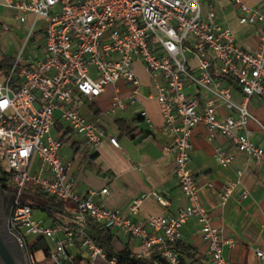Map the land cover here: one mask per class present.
I'll return each mask as SVG.
<instances>
[{
    "label": "built area",
    "instance_id": "obj_1",
    "mask_svg": "<svg viewBox=\"0 0 264 264\" xmlns=\"http://www.w3.org/2000/svg\"><path fill=\"white\" fill-rule=\"evenodd\" d=\"M217 1L207 0L208 10L203 13L202 0H0V8L13 23L26 29L11 67L0 70V163L12 194L8 227L26 253L25 264H117L86 233L87 218L131 241L139 240L138 251L132 254L152 259L153 264H185L174 244L182 240L186 222L195 219L208 243L207 264H230L224 249L234 248L235 242L224 238L222 228L211 225L189 170L191 132L202 124L210 138L225 137L238 152L264 167V148L251 141L247 128L250 121L259 124L249 111L250 98L264 100V10L229 0L238 11L237 23L257 29V48L249 51L237 44L231 28L218 24L212 9ZM40 19L45 23L39 24ZM1 28L9 34L14 31L5 23ZM42 30V43L32 46L42 54L25 56V47ZM136 61L150 74L160 73L165 83L155 89L162 121L172 136L164 150L175 154L174 175L186 199L176 216H152L144 223L129 216L138 214L145 197L163 207L169 201L156 191L144 193L131 202L126 216L93 200L107 195V187L79 195L72 162L59 154L62 139L52 135L58 124L65 125L71 138H82L97 149L107 135L89 120L95 111L88 104L107 86L125 81L129 95L125 100L112 97L107 113L137 107ZM187 85L202 94L201 105L188 95ZM236 88L240 103L233 99ZM137 117L149 122L143 109ZM109 142L119 148L115 137ZM215 159L222 168L231 161L220 148ZM233 186L225 187L223 200ZM34 193L63 202L75 215L74 223L46 225L36 220L28 203ZM34 246L37 250L30 254ZM254 253L258 264H264V251L256 248Z\"/></svg>",
    "mask_w": 264,
    "mask_h": 264
},
{
    "label": "crops",
    "instance_id": "obj_2",
    "mask_svg": "<svg viewBox=\"0 0 264 264\" xmlns=\"http://www.w3.org/2000/svg\"><path fill=\"white\" fill-rule=\"evenodd\" d=\"M243 2L264 10V0ZM201 6L202 12H206L207 0H202ZM212 9L218 24L232 29L238 45L249 51L257 48L256 27L239 25L238 11L229 0H218ZM7 16L11 17L9 13ZM133 71L140 83L137 107H127L115 115L107 113L112 97L125 100L129 95L130 85L125 81L107 86L100 97L88 104L95 111L89 120L102 127L107 135L97 149L90 147L82 138H71L65 125L58 124L52 135L62 139L59 154L72 162L71 174L76 177L75 190L79 195L107 187V195L94 196L93 200L106 208L118 209L126 216L131 202L144 193L156 191L169 201V205L163 207L152 197H145L138 214L129 216L144 223L152 216H176L185 207L186 199L174 175L175 154L164 150V146L171 143L172 136L162 121L155 89L165 83L160 73L150 74L141 62H134ZM187 92L200 105L203 103L202 94L199 95L192 86L187 85ZM233 99L237 103L242 101L237 88ZM248 108L258 122L264 121V100L252 97ZM140 109L146 111L148 123L137 117ZM217 110L221 117L226 116L222 107L218 106ZM259 124L250 121L247 128L251 141L264 148V131ZM110 137L118 140L119 148L110 144ZM191 141L189 170L199 188L200 204L207 210L211 225L222 228L224 238L235 242L234 248L224 249L225 259L230 264H258L254 249L264 251V167L238 152L225 137L215 134L210 138L202 124L192 129ZM217 148L231 158L226 168H222L215 159ZM229 183L234 186L223 200L224 189ZM243 194H246L245 198H242ZM111 232L117 249L126 247L131 253L138 251L139 240L131 241L115 230ZM180 242L182 245L175 250L182 263L209 262L208 243L195 219L184 225Z\"/></svg>",
    "mask_w": 264,
    "mask_h": 264
},
{
    "label": "trees",
    "instance_id": "obj_3",
    "mask_svg": "<svg viewBox=\"0 0 264 264\" xmlns=\"http://www.w3.org/2000/svg\"><path fill=\"white\" fill-rule=\"evenodd\" d=\"M12 62L13 58L0 56V70L6 71L11 67ZM6 182L7 176L6 173L2 170V166L0 163V184H3L2 187L8 190V188H6L4 185V183ZM33 196H37L42 200L40 201V203L32 204V208H37L42 212H45L47 216L53 220L52 223L60 225H68L74 223L75 215L67 211L63 202L57 201L53 198L45 197L38 193H34ZM60 219H63L64 222L61 223ZM85 231L89 235V237L103 249L107 258H114L117 264H153L152 259H137L126 247L117 249L114 244L113 233L111 232V230L103 228L101 225L95 223L91 218L86 219ZM181 245L182 243L178 242L174 244V248L178 249ZM42 246L44 245L42 244ZM36 250V246L31 247L29 249V253L33 254Z\"/></svg>",
    "mask_w": 264,
    "mask_h": 264
},
{
    "label": "rangeland",
    "instance_id": "obj_4",
    "mask_svg": "<svg viewBox=\"0 0 264 264\" xmlns=\"http://www.w3.org/2000/svg\"><path fill=\"white\" fill-rule=\"evenodd\" d=\"M6 15V16H5ZM8 13L6 10L0 8V56H5L8 58H13L18 50L21 48L24 38H25V30H23L22 25L18 23H13V18L7 16ZM31 19H29L30 21ZM5 23L7 25H12L14 28L13 33L9 34L7 32H4L1 28V25ZM44 19H40L39 24H43ZM42 37H43V30L38 34V37H34L28 45L25 47L24 55L29 56H36L42 54L41 49H34L32 48L33 45L39 46L42 43ZM40 38V39H37ZM262 125H264V121H259ZM42 199L39 197L32 196V199L30 198L28 200L29 204L34 203H40ZM34 218L36 220H43V222L46 225H49L52 223V219L47 216L45 212H42L40 209L35 208L34 210ZM60 222L63 223V219H60ZM98 264H105L104 262H99Z\"/></svg>",
    "mask_w": 264,
    "mask_h": 264
},
{
    "label": "flooded vegetation",
    "instance_id": "obj_5",
    "mask_svg": "<svg viewBox=\"0 0 264 264\" xmlns=\"http://www.w3.org/2000/svg\"><path fill=\"white\" fill-rule=\"evenodd\" d=\"M2 185L3 184H0V235L6 246L14 254L18 264H25L26 253L19 247L8 227V220L11 214L12 194L10 190L3 188ZM4 185L8 188L7 182L4 183Z\"/></svg>",
    "mask_w": 264,
    "mask_h": 264
},
{
    "label": "water",
    "instance_id": "obj_6",
    "mask_svg": "<svg viewBox=\"0 0 264 264\" xmlns=\"http://www.w3.org/2000/svg\"><path fill=\"white\" fill-rule=\"evenodd\" d=\"M0 264H18L14 254L6 246L0 235Z\"/></svg>",
    "mask_w": 264,
    "mask_h": 264
},
{
    "label": "bare ground",
    "instance_id": "obj_7",
    "mask_svg": "<svg viewBox=\"0 0 264 264\" xmlns=\"http://www.w3.org/2000/svg\"><path fill=\"white\" fill-rule=\"evenodd\" d=\"M38 256H40V254H38Z\"/></svg>",
    "mask_w": 264,
    "mask_h": 264
}]
</instances>
